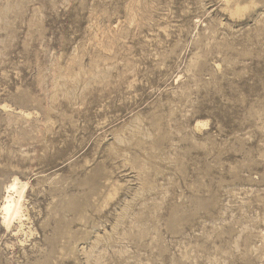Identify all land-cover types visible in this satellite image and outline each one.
<instances>
[{
	"label": "rangeland",
	"instance_id": "1",
	"mask_svg": "<svg viewBox=\"0 0 264 264\" xmlns=\"http://www.w3.org/2000/svg\"><path fill=\"white\" fill-rule=\"evenodd\" d=\"M0 264H264V0H0Z\"/></svg>",
	"mask_w": 264,
	"mask_h": 264
},
{
	"label": "bare ground",
	"instance_id": "2",
	"mask_svg": "<svg viewBox=\"0 0 264 264\" xmlns=\"http://www.w3.org/2000/svg\"><path fill=\"white\" fill-rule=\"evenodd\" d=\"M26 187L27 185L20 183L18 179H15L11 185H8L7 195L5 196L3 205L1 207L3 226L8 228V226L12 223L22 222L24 219L22 212L23 210L21 211V209H23L22 202H24L23 200L26 195Z\"/></svg>",
	"mask_w": 264,
	"mask_h": 264
}]
</instances>
